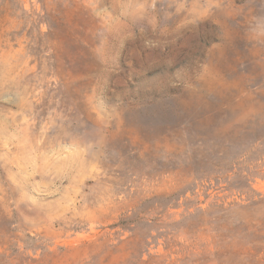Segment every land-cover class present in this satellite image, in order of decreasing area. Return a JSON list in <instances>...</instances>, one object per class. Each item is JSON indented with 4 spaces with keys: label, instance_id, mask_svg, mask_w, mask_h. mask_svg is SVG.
<instances>
[{
    "label": "rangeland",
    "instance_id": "374dc122",
    "mask_svg": "<svg viewBox=\"0 0 264 264\" xmlns=\"http://www.w3.org/2000/svg\"><path fill=\"white\" fill-rule=\"evenodd\" d=\"M0 264H264V0H0Z\"/></svg>",
    "mask_w": 264,
    "mask_h": 264
}]
</instances>
